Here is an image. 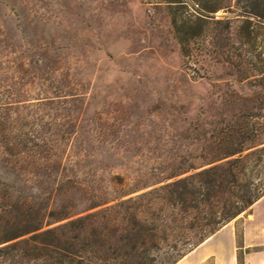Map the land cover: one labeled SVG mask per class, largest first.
I'll return each instance as SVG.
<instances>
[{
    "label": "rangeland",
    "instance_id": "1",
    "mask_svg": "<svg viewBox=\"0 0 264 264\" xmlns=\"http://www.w3.org/2000/svg\"><path fill=\"white\" fill-rule=\"evenodd\" d=\"M263 146L264 0H0V264H160L237 202L234 176L260 182L227 167ZM215 177L212 205H178ZM230 222L228 252L177 264L264 250V198ZM139 224L167 226L140 244Z\"/></svg>",
    "mask_w": 264,
    "mask_h": 264
},
{
    "label": "trees",
    "instance_id": "2",
    "mask_svg": "<svg viewBox=\"0 0 264 264\" xmlns=\"http://www.w3.org/2000/svg\"><path fill=\"white\" fill-rule=\"evenodd\" d=\"M207 12H214L215 10L205 9ZM257 14V13H256ZM259 16V15H258ZM244 150H238L236 153H239V157L236 158L233 162H230L228 164L227 170L235 171L239 170V174L243 173L246 166L250 163H253V167L255 169H258L260 167H263V161H264V146L261 148H258L255 152L251 154L243 155L242 152ZM251 160V161H250ZM210 171H206L204 173H201L200 176H203L204 174H208ZM221 180L220 183L217 184V182ZM224 181H227V179L223 178L220 179V177L210 178L208 183L211 186V189L208 191L201 193L200 191L196 190V184L192 183L190 185V189L188 186H182L181 191H176L177 198L179 200L178 205H181L182 209L184 211H187L186 209L191 208L194 210H197L201 203H204L206 205H212L211 200L219 197L224 192ZM244 182V185H240L241 189L238 193H233L232 195L237 198L236 203H232V205L228 207H224V210L222 211V215L220 219L218 220H209L208 223L204 224L202 229L204 231V234L201 235V237L192 238L190 236H179V240L170 246V249L175 251V254L177 256H172V253L168 255L166 258L162 259L160 264H177L185 255H187L189 252H191L194 247L200 245L203 243L206 239H208L210 236H212L214 233H216L219 229H221L224 225L232 221L234 218L238 217L240 214L245 212L247 209L252 207L258 200H260L264 196V177L260 179V182L254 186L252 184L246 183L244 181V178H238L234 176V182ZM199 182L205 183L202 179L199 180ZM181 182L175 183L174 186H179ZM215 186H218L217 189H215ZM184 195H188L189 199H185ZM177 219L175 216L172 217V221H176ZM167 225L164 224H146L137 225L138 229H136V237H138V243L144 244V240L152 239L154 237H158L156 232L159 230L165 233V227ZM40 229V226L33 225L27 228L23 232H17L13 234L10 238H7V240L17 238L21 235H24L29 232H34ZM190 229H194V226H191ZM196 237V236H195ZM160 239L167 241L168 235H164L163 237H160ZM143 241V242H142ZM182 247V248H181ZM166 254H169L166 253Z\"/></svg>",
    "mask_w": 264,
    "mask_h": 264
},
{
    "label": "crops",
    "instance_id": "3",
    "mask_svg": "<svg viewBox=\"0 0 264 264\" xmlns=\"http://www.w3.org/2000/svg\"><path fill=\"white\" fill-rule=\"evenodd\" d=\"M263 198L264 197H262V199ZM258 202H256V204ZM262 225L263 224H261L259 221L258 222L256 221L255 225L246 223L243 227L244 243H247L249 241L251 233L253 232V227L255 226L259 228L262 227ZM235 239H236V228L231 224V222H229L226 225H224L221 229H219L216 233H214L212 236H210L201 245H199L194 250H192L189 254L198 251V249H200V252L198 253L202 254L206 250H209L212 245L215 247L219 246L221 252L223 249L224 251L228 252V249L233 245ZM207 243L210 244L205 246ZM214 254H215L216 263L218 264L221 261L222 256L224 255H220L216 251L214 252ZM228 264H236L233 255L232 256L230 255V260L228 261ZM243 264H264V250H256L249 254L244 255Z\"/></svg>",
    "mask_w": 264,
    "mask_h": 264
}]
</instances>
